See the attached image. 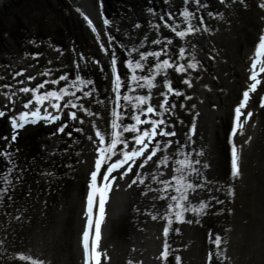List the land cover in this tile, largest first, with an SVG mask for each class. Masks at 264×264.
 <instances>
[{"label": "rangeland", "instance_id": "1", "mask_svg": "<svg viewBox=\"0 0 264 264\" xmlns=\"http://www.w3.org/2000/svg\"><path fill=\"white\" fill-rule=\"evenodd\" d=\"M261 4H264V0H200V5L195 0H188L187 5L184 0L2 1L0 25L5 26V21H9L13 27L0 26L3 28L0 29V57L13 64L19 62L26 71H32L34 76H43L44 93L59 92L62 89L75 93V96L69 95L63 99L70 106L69 101L77 104L76 108L67 113V117L70 122L81 124L83 121V125L79 127L80 131H77L78 127L72 126L63 135L60 141L66 149L61 148L59 152L57 149H50V142L47 145L44 140L54 142L60 138L64 131L60 132L59 128L64 126L63 123L51 122L54 127L50 128L49 121L46 120L43 125L22 133L12 143L15 147L22 148L31 158L26 168L24 166L27 162L19 163V168L14 173L7 172L8 168H13L11 162L4 161L0 165V198L7 197L6 200L13 209L10 212L12 214H6L2 222L4 235L0 264H31V260L20 259L21 255L42 260L44 264L73 263L74 243L80 230L81 206L91 176L87 167L98 157L97 149L100 147L95 133L97 130L103 133L104 130L106 141L110 143L113 131L112 112L117 111L121 116L118 121L121 128L118 131L123 133V138L128 143L132 142L133 133L123 132V126L135 123L131 116L140 113L133 107L135 101L129 102L123 97L149 95L147 87H137L131 81L132 72L126 66L129 59L133 62L140 61L144 65L142 70H136L137 76H150L155 74L157 58L148 56L147 60H141V53L146 55L160 52L159 60L168 59L170 63H175L174 66L186 65L187 60H193L198 53L204 59L203 74L207 77L202 86L207 87L213 80H222L227 87L230 81H224V77L228 74V69L234 76L235 65H241L246 48L255 47L259 42L257 35L264 25L260 13ZM185 7L194 13L190 22L198 30L181 38L171 31V27H175L177 31L187 30L188 22L181 15ZM161 16L164 17L163 20ZM106 19L108 24L104 23ZM89 20L91 24L88 23ZM165 23L170 27H165ZM154 25H159V28ZM26 32L32 38L29 42L12 38H17L20 33L25 35ZM154 40L162 43H153ZM181 48L185 49L184 54L188 50L187 57L180 56ZM113 56L123 81L119 92L121 99L118 102L116 93L112 90ZM244 62L247 63V60ZM0 68L5 70L1 63ZM149 69L152 71L149 72ZM173 71V68L166 70L171 74ZM161 73L165 74L163 71ZM61 76L67 79L60 80ZM77 77L92 83L81 84ZM177 80L185 84L182 76ZM154 83L158 85L156 79ZM159 84L164 88L163 84ZM2 88L3 84H0V95L3 96L6 93ZM86 92L91 95L85 96ZM150 94L152 97L151 92ZM63 100H45L42 105L47 107L51 115L62 117V107L57 110L53 105L59 103L61 106ZM29 101L32 102L29 106L37 104L35 97ZM79 111L82 116L71 119L70 113L75 112L77 115ZM223 119L222 127L226 129L228 125L224 124ZM11 129L13 130L10 120H0V140L8 137ZM89 137H95V140L92 147L86 150ZM66 142H71L72 145L69 146ZM130 147L128 145V149H124L123 144L118 145L116 156L120 157L124 150H131ZM204 150H200L203 153L200 155L202 160L206 156ZM39 154L46 159L39 157ZM116 156L109 163L114 162ZM205 165L204 162V169L199 170V175H203L204 180ZM106 168L107 165L103 166L102 174ZM3 171L5 173L2 176ZM134 171L129 176L139 184L141 174L137 168ZM120 179L125 180V177ZM120 182L116 181V185ZM113 191L109 195L110 221L106 226L111 232V240L103 243L107 249L106 257L103 261L101 259L103 264H128L129 260L133 264H176V256L181 258V264H219L211 263L208 258L207 208L203 214H197L199 225H195L194 217L188 220L184 217L185 222L180 223L172 216L173 224L166 238L170 246L169 256L165 260L160 254L165 242L163 228L167 225L164 216L171 200L164 199L165 209L163 206L153 209V199L147 186L137 195H131L127 188L119 186ZM206 194L205 187H199L195 192L196 207L201 202L206 203ZM139 197L140 202L137 201ZM120 209H124L125 216L122 220L115 221L113 218ZM152 216L157 219H152ZM184 227L188 228V233L183 240L179 237ZM35 236L40 238L41 250L31 252L27 244ZM215 250L216 259L223 261L218 249Z\"/></svg>", "mask_w": 264, "mask_h": 264}, {"label": "bare ground", "instance_id": "2", "mask_svg": "<svg viewBox=\"0 0 264 264\" xmlns=\"http://www.w3.org/2000/svg\"><path fill=\"white\" fill-rule=\"evenodd\" d=\"M2 1L4 0H0V3ZM260 13L262 14V20L264 23V8H261ZM4 25L5 26H0L3 28L9 26L13 27L9 21H5ZM1 27L0 29H3ZM6 32L8 33L7 30ZM262 34H264V25L257 36L260 37ZM12 38L17 41L20 39L27 41L32 39L31 35L27 34V32L25 35L20 33L17 38L14 36ZM44 42L41 44H44ZM187 51L188 50H186L184 57H187ZM254 51L255 47L253 46L246 48L242 57L243 61L241 65H235L233 71L234 76L228 69L229 72H227L228 74L224 77V81H230L227 87L225 86L226 83L222 80H211V84L208 82L209 80H207L206 84L209 83V85H207V87L202 86L207 77L203 74V69H205L203 67L204 59L198 53L195 54L193 60H187L185 65L187 68L189 63H196V68H187V71L184 73L173 71L171 74V72H167V79L171 81L173 88L183 94L181 96H176L174 93H168V105L165 106V108L168 109L167 111L165 108L159 107L164 100L161 93H167L168 91L164 84L165 74L161 73V75L156 78V82H158L157 87L151 90L152 99L150 103L154 108H157V111L162 115L157 116L156 114H146L142 115V119H164L166 125L163 127L166 128V130L175 131L176 136H158L156 139L161 142L162 149L165 147L164 141L166 140H171L172 146L167 148L166 152L161 151L158 153L157 157H154L153 161H150L143 168L139 167V165L143 163L144 158L138 159L136 163L132 165L133 173L135 172L134 168H137L144 183L132 184V177L129 176L130 173L125 177V180L120 179L123 171L127 169V165L124 169H120L118 172L113 173V175L117 177L116 181H121L118 185H116L115 181L113 184V190L119 186L127 188L131 195H137L139 194V191H143L147 186L150 189L153 199V209H158L161 206L164 208V200L159 199V196L164 195L166 197H171L177 195L174 188H169L167 193H164L162 191L163 185L158 182V180H171V176L175 174L174 169L178 166L176 161L184 159L185 156H187L192 160L193 167L198 170L204 169L202 165L205 162L207 165L205 180L203 175L196 173L189 175L188 171H185L184 174L188 176L190 182L203 185V187L206 188V204H208L206 223L209 254H212L211 263L264 264V107H261V98L264 97V74H261V85L255 93L250 94L251 99L249 100L247 107L243 110L245 116L241 118L244 123L242 134L238 132L234 137L232 135V128L234 126V109L242 100V93L247 90L248 85L251 83L249 76L251 57L253 56ZM244 60H247V63L244 62ZM0 63L3 65V68H5V70L0 68V84H3L2 90L6 93L3 96L0 95V111L5 113L3 117H0V120L3 122L11 121L13 117L18 118L20 113H31L37 108H40V114L42 116L49 114L50 111H48L47 107L40 104L34 106L31 105L25 108V104H28L29 100L35 97V95L44 94L45 91H43L42 88L39 89L38 93L31 91L24 93L20 91V89L25 87L36 89L38 85L45 83L44 77L34 76L32 71L31 73L30 71H26L19 62L13 64V62L11 63L4 60L2 56L0 57ZM174 64L175 63H173V65ZM207 69L210 70L209 67H207ZM168 73H170V75ZM179 76H182L184 80H190L191 87L187 84L179 83L177 80ZM29 77H35V79H29ZM159 83L163 84L164 88H162ZM65 104L66 102L63 100L61 102L63 116L52 123H63L64 125H67V127H65L64 132L59 136L60 138H57L54 142L49 139L44 140V143L47 145L50 142V149H53V151L57 149L59 152L61 148L66 149V146L60 141L63 135L70 130L72 126L73 128L78 127L79 129V127H82L83 125L82 123L78 124L73 121L70 122L67 113L72 110V107L69 104L68 107H65ZM172 105H175V107H171ZM144 107L146 108V106ZM248 112L252 113L251 118H247L246 114ZM77 115V117L80 118L82 113L79 111L77 112ZM31 119L34 118L29 117V120ZM222 119L225 120L224 124H226V126L228 125L226 129L222 127ZM45 121L46 120L41 119L36 123H26L22 128H17L16 130L11 129L9 130L8 137H6L7 139L3 138L0 140V145H2L0 147V165L4 164V161H8L11 162V166L13 167L8 168L7 172L14 173V170L19 168L18 165L22 164V162L28 163L31 158L25 154L26 152L22 148L20 149L15 147V145H12L14 141L10 140V138H12L13 135L18 138L22 133H26L43 125V122ZM17 122L21 123L22 121L17 120ZM193 123H195L196 126L194 134L191 132ZM229 123L232 127H230ZM48 124L50 125V128L54 127V125L51 124V121H49ZM140 127L143 129L145 127H150V125H141ZM102 134L105 135L104 130ZM94 140L95 137H91V139L87 141L88 144H86V146L88 145V147L86 150L92 147L91 144H94ZM66 144L69 146L72 145L71 142H66ZM233 144H235L240 157V175L238 177H233L231 174ZM128 145L131 146V149L138 147L133 141L129 142ZM203 149H205L204 151L206 152L205 160H202V157H200V150ZM181 153H183V155H181ZM43 154H46V152ZM39 155V157L46 159L45 156L41 154ZM164 155L169 157L167 166L159 164L158 161V158H162ZM97 158L98 157H96L95 160ZM117 158H119V156H116L114 160ZM95 160L87 167L90 171V175L91 172L95 170ZM197 160L199 161L198 164L195 163ZM27 163L24 168H26V165H29V163ZM6 167H8V165ZM4 171L2 176L5 173ZM154 175L158 179H153L152 177ZM97 182L98 184L103 183L102 169L101 176H98ZM89 183L90 180L88 182V191ZM174 183L175 182L173 181V184ZM129 184H132V186L129 187ZM198 189L199 187H197L195 191H189V202L186 203L187 207H196L194 199L195 192H197ZM88 191L81 206L80 230L76 238V243H74L75 252L72 264H84L82 235L87 224L86 211ZM113 194L114 191L112 196ZM1 197L0 251L3 249L4 235L2 222L5 220V215L13 211L11 204L6 200L7 197ZM148 197L149 195H147V198ZM140 199L141 197H139L137 201L140 202ZM133 200H135V197H133ZM174 203L175 202L172 201V204ZM108 209L109 207L107 203L105 219L101 230L102 238L100 241V250L105 254H107V249L103 243L111 240V232L106 227L110 221ZM95 213H97V208H94V214ZM124 213V209H120L117 216L113 219H115V221L122 220L125 216ZM184 217L186 220L194 217L195 225H199L200 223L199 217L192 211L185 212ZM131 224H133L132 221ZM187 233L188 228L184 227L181 229V236L179 238H183L184 240V238H187ZM217 236L222 239L219 248L214 243ZM122 246H124L123 242ZM27 247L31 252L40 251V238L37 236H35V238L32 237L27 244ZM215 248L218 249L217 252H219L224 258L223 261L216 259ZM105 257L106 256H102V261ZM102 261L101 264H103Z\"/></svg>", "mask_w": 264, "mask_h": 264}, {"label": "snow or ice", "instance_id": "3", "mask_svg": "<svg viewBox=\"0 0 264 264\" xmlns=\"http://www.w3.org/2000/svg\"><path fill=\"white\" fill-rule=\"evenodd\" d=\"M167 2V0H165ZM223 2V0H221ZM185 5L188 4V0H184ZM195 3L197 5H200V0H195ZM206 7V5H204ZM261 8H264V4L260 5ZM171 16V13L168 14ZM181 15L184 17L185 21L188 22V27L186 31H177L175 27H171V31L176 34V36L184 38L185 36L194 33L198 29L194 28L192 23L190 22L191 19L194 17V13L190 12L187 7L184 8ZM211 16L212 13H209ZM87 19V17H85ZM161 19L163 20L164 17L161 16ZM202 20V18H201ZM89 24H91V21H88ZM105 24H108L109 21L106 19L104 21ZM165 27H170L167 23L164 25ZM139 27V25H137ZM154 27L159 28V25H154ZM207 30V29H205ZM93 31L95 29L93 28ZM153 43L161 44L162 41L160 40H154ZM170 44L171 41H168ZM133 51H137V49H133ZM185 53V49H180V56L183 57ZM148 56H153L157 58L156 63V71L155 74L150 76H137L136 70L137 69H143L144 65L140 61L133 62L131 59L127 61V68L131 70V81L137 84V87L144 88L147 87L149 89V95L147 96H124L123 99L129 102L135 101L133 104V107L136 108L140 114L138 115H132L131 119L135 121V123L123 126V132L133 133V142L136 146L131 150H124L121 152L120 157L117 158L114 162L109 163V161L112 160L113 156L117 155V146L123 144L124 149H128V142L123 138V133L121 131H118L119 128H121V125L118 123V121L121 119L120 113L117 111L112 112L113 120L111 123L112 133H111V140L110 143L106 141V137L104 134H102L99 130L96 131L95 135L99 138V144L100 147L97 149L99 156L95 160V170L91 172L90 176V183H89V191L87 195V224L85 227V230L83 231L82 235V247H83V254H84V264H101V258L102 256H106L105 253H103L100 250V241H101V226L105 219V206L109 199V194L113 190V184L115 183L117 177L113 175V173L118 172L120 169H124L127 165V169L123 171L120 178L126 177L130 172L133 171L132 165L136 163V161L140 158L143 159V163L139 165V167L143 168L145 165H147L150 161H153L154 157H157V154L161 151H167V148H170L172 146L171 140L164 141L165 147L162 149L161 142L157 141V137H174L176 136L175 131H169L166 130L163 126L166 125V121L164 119H142V115L146 114H156L157 116L162 115L157 111V108H154L152 104L150 103L152 97H151V89L157 87V85L154 83L156 76L159 75L162 71L165 73L164 76V84L167 87V93L162 92L161 95L164 97L163 103L159 105L160 108H165L166 105H168V99L167 95L168 93H174L176 96L183 95L179 91H176L170 80L167 79V72L166 70L169 68H174L175 72L183 73L187 71V68H196V63H189L187 65V68L184 64H179L178 66H174L172 63L169 62L168 59H164L162 61L159 60V57L161 56L160 52H150L146 55L144 53H141V60H147ZM116 58L113 56L111 65H112V71L114 75L113 79V91L116 93V101L118 102L120 97V88L123 84V81L121 80V77L117 71L116 68ZM152 70L149 69V72ZM261 74H264V34L260 35L259 42L255 46V51L253 56L251 57V67H250V76L249 80L251 83L248 85L247 90H245L242 93V100L240 103L235 107L234 109V126L232 128V135L233 137L237 135L239 132L242 134L244 123L242 122L241 118L245 116L244 109L247 107L249 100L251 99L250 94L255 93L258 89V87L261 85ZM19 75V74H18ZM29 79H35V77H29ZM67 77L61 76L60 80H65ZM77 79L80 81L81 84L85 83H92L91 81H84L77 77ZM140 81H143V83H140ZM59 81H53V83H58ZM185 84H187L189 87H191V81L185 80ZM7 87V86H6ZM44 84L38 85L36 89H29L27 87L20 89V91L24 93L28 92H34L38 93L40 88H43ZM85 96L91 95V93H84ZM75 96V93H69L67 89H62L59 92L56 91H49L44 93L43 95L37 94L35 95V100L37 104L42 105L45 100H51L55 99L57 101L63 100L65 96ZM190 99V97H189ZM32 102L29 101L28 104H25V108L29 106ZM72 108H76L77 104L71 103ZM69 105L66 103L65 107H68ZM146 106V108L144 107ZM54 108L59 110L61 107L59 103H56L53 105ZM171 107H175V105H172ZM261 107H264V97L261 98ZM167 111L168 109L165 108ZM87 111V110H85ZM5 113L3 111H0V117H3ZM247 118H251L252 113L248 112ZM29 117H32L34 119L29 120ZM71 119L75 120L77 119V115L75 112L70 113ZM47 120L54 122L58 119H60L59 116H54L49 114L41 115L40 114V108H37L35 111L29 113V112H22L20 113L19 117H13L11 120L12 127L14 130L17 128L24 127V124L32 122L36 123L39 120ZM17 120L22 121L21 123H18ZM83 121H81L82 123ZM141 125H150V127L141 128ZM65 127L67 125H64L59 128L60 132H63ZM196 130L195 123H193L191 132L194 134ZM77 131H80V129H77ZM7 139V138H5ZM16 136H12V140L15 141ZM91 139V137H89ZM190 139V137H189ZM155 141V143H154ZM7 155V154H5ZM183 155V153H181ZM200 155H203L201 152ZM239 154L238 150L233 144L232 146V160H231V166H232V176L238 177L240 175V167H239ZM159 164L167 166L169 157L167 155H164L162 158H158ZM195 163H199L197 160ZM176 164L178 165L174 169V173L171 176V180H158L159 183L163 185L162 191L164 193H167L169 188H174L177 195H173L171 197H166L164 195L159 196L158 198L161 200L164 199H170L171 201H174L175 203L168 204L167 208L168 211L166 215L164 216V219L167 220V225L163 228V236L165 237V242L163 245V251L161 252V257H163L165 260L169 256V249L170 246L167 243V237L169 235L170 228L173 224L172 216H175L176 221L180 223H184V213L187 211H192L196 214H203L205 209L208 207V204L201 202L199 204V207H187L186 203L189 202V191H195L197 187H203V185L194 184L189 181L188 176H186L184 173L185 171L189 172V175L192 173L199 174V170L193 167V162L190 158L185 156L184 159L177 160ZM107 165L106 171L102 174V181L103 183L98 184V176H101V169L103 166ZM207 167V165H205ZM153 179H158L155 175L152 177ZM173 181L175 182L173 184ZM140 183H144V180L141 179L139 181ZM137 180H133L132 184H136ZM132 184H129V187L132 186ZM147 193H145L146 195ZM233 194V193H230ZM94 208L98 209V212L94 214ZM152 219H157L156 216H152ZM188 223H191L192 221H187ZM94 229V234H93ZM176 231H179V229H176ZM214 243L219 248V246L222 243V239L217 236L214 240ZM209 260L212 259V254H209ZM226 258V257H225ZM20 259L22 260H31V264H44V261L33 259L29 256L21 255ZM176 264H181V258L179 256L175 257ZM128 264H133L131 260L128 261Z\"/></svg>", "mask_w": 264, "mask_h": 264}]
</instances>
